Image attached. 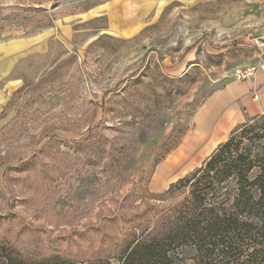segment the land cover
I'll return each mask as SVG.
<instances>
[{"label":"rangeland","instance_id":"374dc122","mask_svg":"<svg viewBox=\"0 0 264 264\" xmlns=\"http://www.w3.org/2000/svg\"><path fill=\"white\" fill-rule=\"evenodd\" d=\"M0 42L19 55L0 78V237L116 254L220 146L202 106L260 74L236 78L264 63V0H0Z\"/></svg>","mask_w":264,"mask_h":264},{"label":"trees","instance_id":"16d2710c","mask_svg":"<svg viewBox=\"0 0 264 264\" xmlns=\"http://www.w3.org/2000/svg\"><path fill=\"white\" fill-rule=\"evenodd\" d=\"M258 120L264 115L250 119L200 169L156 196L166 205L149 211L160 208V217L137 224L111 249L116 254L37 258L3 236L0 264H264V129L253 135ZM5 164L13 163L1 157L0 168ZM185 191L188 196L178 199Z\"/></svg>","mask_w":264,"mask_h":264},{"label":"crops","instance_id":"0c3cea01","mask_svg":"<svg viewBox=\"0 0 264 264\" xmlns=\"http://www.w3.org/2000/svg\"><path fill=\"white\" fill-rule=\"evenodd\" d=\"M17 50V43L10 42L6 44L0 42V78L5 76L11 69V65H8L10 62L12 64L17 62L19 56ZM204 106L210 109L217 108L220 117L222 116V124L217 133L216 145L208 150L210 153L215 150L218 144H224L230 134L236 128L244 125L248 118H254L264 113V71L245 83L227 86L212 95L202 108ZM201 112L202 109L197 117L198 120Z\"/></svg>","mask_w":264,"mask_h":264},{"label":"built area","instance_id":"2783aa9c","mask_svg":"<svg viewBox=\"0 0 264 264\" xmlns=\"http://www.w3.org/2000/svg\"><path fill=\"white\" fill-rule=\"evenodd\" d=\"M262 71H264V63L260 64L258 67L255 68H251L244 71L242 70L237 71L236 78L239 81H244L250 79L251 77L255 76V74Z\"/></svg>","mask_w":264,"mask_h":264}]
</instances>
